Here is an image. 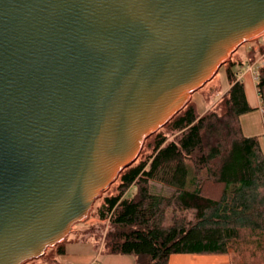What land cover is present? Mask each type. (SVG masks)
Instances as JSON below:
<instances>
[{
  "label": "water",
  "instance_id": "1",
  "mask_svg": "<svg viewBox=\"0 0 264 264\" xmlns=\"http://www.w3.org/2000/svg\"><path fill=\"white\" fill-rule=\"evenodd\" d=\"M263 34L264 0H0V264L72 235Z\"/></svg>",
  "mask_w": 264,
  "mask_h": 264
},
{
  "label": "trees",
  "instance_id": "2",
  "mask_svg": "<svg viewBox=\"0 0 264 264\" xmlns=\"http://www.w3.org/2000/svg\"><path fill=\"white\" fill-rule=\"evenodd\" d=\"M227 63L222 98L202 115L189 102L146 140V154L102 199L96 209L108 221L102 250L133 255L135 264H169L182 254L264 264V152L260 136L243 133L241 117L253 109L234 61ZM257 90L264 109V66Z\"/></svg>",
  "mask_w": 264,
  "mask_h": 264
},
{
  "label": "crops",
  "instance_id": "3",
  "mask_svg": "<svg viewBox=\"0 0 264 264\" xmlns=\"http://www.w3.org/2000/svg\"><path fill=\"white\" fill-rule=\"evenodd\" d=\"M252 41L255 42L256 46L247 54L255 58L245 65L244 70L240 71L238 79L244 83L246 98L253 111L241 117V124L245 136H260L261 147L264 152V132L261 134L256 132V122L252 121L250 117L257 110L256 114L259 112L258 117L264 122V109L257 90L256 78L261 68L259 65L264 66V34ZM233 61L239 63L242 59L238 56ZM250 68L252 70H249ZM95 222L83 223L85 226L74 229L72 235L60 243V247L51 248L41 258L36 259L37 262L33 260L25 264H135L136 259L133 255H112L102 250V236L100 240L98 238L101 233V226L98 227ZM101 223L104 224L105 221H101ZM80 233H84L83 238L79 237L78 234ZM62 249L65 252H61ZM169 264H230V259L227 255L182 254L172 255Z\"/></svg>",
  "mask_w": 264,
  "mask_h": 264
},
{
  "label": "rangeland",
  "instance_id": "4",
  "mask_svg": "<svg viewBox=\"0 0 264 264\" xmlns=\"http://www.w3.org/2000/svg\"><path fill=\"white\" fill-rule=\"evenodd\" d=\"M255 46H256L255 42L249 41V42L245 43L244 45H242L232 55V57L230 58V60H232V59L235 60L239 56L242 59V61H243V62L241 61L239 63L234 61L235 65L232 66L233 71L240 72V71L244 70L245 65L249 61H252V59L255 58L254 56H251L250 57L247 54V53L250 52V50L254 49ZM259 50H260V47H259ZM254 55H255V53H254ZM249 58H250V60H249ZM260 66L263 67L262 64H260L259 67ZM228 67H229L228 63L222 65L221 68L219 69V71L217 72V74L215 75V77L211 81H209L207 84H205L201 89H199L198 91H196L192 95V98L190 100V104L195 107L196 112H197L198 115L204 114L215 103H217L222 98V96L224 95V92L226 91V89L229 87V82H228V77H227V68ZM249 70H252V68H250ZM256 78H257V75H256ZM256 113H257V110L254 111L251 114L250 117L252 118V121L256 122V125H257L256 126V132L258 134H261V133L264 132V122L262 121V119H260V117H258L259 116V112H258V114H256ZM144 147H145V144L143 146V149L141 151L140 156L143 155V154H146V150L144 149ZM119 177L112 184V186H110L108 188V191H105L102 194V196L95 202L94 209L90 212L89 217L86 220L82 221L81 223L75 225L74 226V229H76V228H82L83 226H85V224H83V223H86V222H91L92 223V222H95L96 221L95 224H97L98 227L101 226V233L99 234V237L98 238L100 240V237L102 236V240H103L104 234L106 233V230H107L108 221H107V219L106 220H99V218H97V216H96V209L99 208V206L102 204V199L105 196L112 195V194H115L117 192V187L119 185ZM155 190H157V191L160 190V185L159 184H157ZM164 192L168 194L169 193V190L168 189H165ZM134 193H135V189L134 188H131L129 190V192H128V196H133ZM101 221H105V223L102 224ZM97 234H98V231H97ZM78 235H79L80 238H83L84 233H80ZM49 251H50V249L47 250V252H49ZM34 261L37 262L36 260H34Z\"/></svg>",
  "mask_w": 264,
  "mask_h": 264
}]
</instances>
